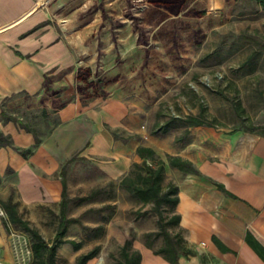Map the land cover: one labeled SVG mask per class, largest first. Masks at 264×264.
Returning <instances> with one entry per match:
<instances>
[{
  "label": "rangeland",
  "instance_id": "rangeland-1",
  "mask_svg": "<svg viewBox=\"0 0 264 264\" xmlns=\"http://www.w3.org/2000/svg\"><path fill=\"white\" fill-rule=\"evenodd\" d=\"M41 9L77 57L75 97L81 100L76 90L79 67L90 68L92 79L102 83L106 96L85 98L84 104L97 98L103 102L118 99L152 136L162 134L153 133L157 122L197 115L201 107L207 110V121L217 123L214 128L218 131L243 130L253 123L255 132L264 135V10L258 2L193 0L185 12L164 20L145 0H133L132 5L127 0H51ZM190 10L205 14L192 16ZM62 75L52 76V87L39 95L15 96L5 104V110L35 129L39 137H46L60 122L53 100L56 106L70 100L64 96ZM59 89V96L51 95ZM234 99L241 102L246 123L236 112ZM103 129L115 139L131 138L125 130L106 122ZM173 130L177 141L186 136L184 128ZM90 144L52 173L51 181L56 182L61 180L62 169L66 170L67 215L79 219L69 224L65 238L81 243V253L97 245L112 249L111 264H119L120 257L118 242L110 232L118 235L116 232L125 228H130L133 239L142 232L141 241L156 248L164 243V235L146 237V233L166 230L181 248L186 233L167 222L173 211L163 206L160 217L151 211L152 204H137L120 184L124 175L112 178L104 170L114 161L111 142L107 150L94 155L87 154ZM17 181V174L8 169L0 178V201L19 199ZM93 191L92 198L82 200ZM19 211L47 241H53L60 222V202L20 205ZM0 216L7 220L1 208ZM97 226L99 233L94 231ZM8 233L15 253L19 249L17 264H47L33 259L28 234L13 229ZM77 251L70 243L61 244L55 264H74Z\"/></svg>",
  "mask_w": 264,
  "mask_h": 264
},
{
  "label": "crops",
  "instance_id": "crops-1",
  "mask_svg": "<svg viewBox=\"0 0 264 264\" xmlns=\"http://www.w3.org/2000/svg\"><path fill=\"white\" fill-rule=\"evenodd\" d=\"M50 1L0 0V132L12 143L0 146V178L8 169L17 174L19 199L14 202L19 207L61 202L62 182H52V173L84 151L89 141L87 154L93 155L107 150L111 142L114 161L104 170L112 178L127 175L135 162L142 161L137 148L148 146L166 161L165 184L173 182L178 187L179 201L174 212L180 216L179 229L186 233L178 264H264L246 240L250 232L264 246V135L195 126L177 141L175 130L149 135L118 99L103 102L97 98L84 104L75 97L77 57L67 39L49 22L48 13L41 9ZM60 73L66 86L64 96L70 100L58 111L59 124L46 137L37 134L41 142L36 144L34 133L5 120L3 112L13 116L7 113L5 104L21 94H41L46 90L47 78L51 88L52 76ZM104 122L125 130L131 138L125 141L111 137L103 129ZM13 147L32 149V153L24 157ZM168 155L191 161L197 172L185 174L171 166ZM5 220L0 216V264H17L19 249L16 253L13 250ZM116 233L110 232L118 242V250L131 239L133 248L141 253L140 264H173L155 252L163 243L150 247L141 241L142 232L131 238L130 228ZM110 251L113 250L103 245L100 256L87 264H111ZM81 252L82 248L74 264Z\"/></svg>",
  "mask_w": 264,
  "mask_h": 264
},
{
  "label": "trees",
  "instance_id": "trees-1",
  "mask_svg": "<svg viewBox=\"0 0 264 264\" xmlns=\"http://www.w3.org/2000/svg\"><path fill=\"white\" fill-rule=\"evenodd\" d=\"M148 5L153 7L161 15L160 20H164L167 16L179 14L185 12L189 3L193 0H145ZM260 4L264 10V0H254ZM129 4L132 5L133 0H127ZM188 14L196 17H201L205 13L202 11L190 10ZM93 73L90 68L79 67L76 80H77V93L81 96V101L85 98L94 97H105V93L102 89V83L96 82L92 79ZM50 78H47L46 89L50 88ZM61 89L51 92L53 96H59ZM59 97H57L58 99ZM53 105L55 111H59L61 108L65 107L69 101L62 102L59 106H56L55 99L53 100ZM234 108L238 115L243 118V122H247V118L244 117L245 110L241 102L237 99L233 100ZM207 110L205 107L200 108V112L197 115H187V116H176L166 120L163 123L157 122L155 124L154 134L157 133H167L170 130L177 128H184L185 135L189 133L190 127L195 126H209L216 127L217 123L212 121H207ZM43 113L46 115L47 111L44 108ZM3 117L6 121L12 120L19 123V125L29 132L34 133L36 144L41 142L37 135L35 129L27 126L21 120L9 116L3 112ZM256 126L251 123L250 125H245L243 130L255 132ZM236 131V130H234ZM0 146H12L10 139L0 132ZM19 151L24 157H27L32 153V149H19L13 147ZM137 154L142 159L141 162H135L129 173L121 178V186L138 202L142 203V206L152 204L153 207L151 211H154L162 217L163 206L169 208L173 211L172 216L167 221L170 224L178 225L180 221V216L175 214L174 209L179 201L178 197V187L175 183L169 182L165 184V164L166 161L159 157L156 151L148 146H139L137 148ZM72 160V159H71ZM167 161L173 167L178 168L183 173H195L197 172L191 161L183 159L179 156H167ZM61 182H62V200L60 202L61 206V216L59 227L53 241H47L42 235L38 227L33 225L30 220L25 219L19 211L18 204L12 199L1 200L0 208L7 215V220L5 221V226L8 232L13 230L23 231L30 237V250L34 260H40L46 262L47 264H55L57 257V249L63 243H70L73 245L75 250L81 249V243L74 240H68L65 235L68 231V226L71 223L78 222V218H70L67 215V180H66V170L63 168L60 172ZM223 188V185H219ZM96 194L93 191L89 196L82 200H88ZM96 233H99L100 227L94 228ZM159 234L164 235V243L162 247L156 249L155 252L162 254L168 261L173 264H178L179 255L181 253L179 243L174 237L170 235L166 230L160 232H150L146 233V237L158 236ZM247 242L250 246L259 254V256L264 260V246L250 233L246 236ZM217 245L225 250V247L221 242L214 238ZM148 246L152 247L151 243H147ZM101 246L97 245L93 249L86 253H82L77 256L75 264H87V262L100 254ZM119 264H140L141 263V253L140 251L133 248V243L131 239H127L123 246L119 249ZM45 258V260H44Z\"/></svg>",
  "mask_w": 264,
  "mask_h": 264
}]
</instances>
